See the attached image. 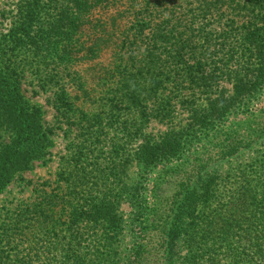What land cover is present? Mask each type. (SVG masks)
Masks as SVG:
<instances>
[{"label":"trees","instance_id":"16d2710c","mask_svg":"<svg viewBox=\"0 0 264 264\" xmlns=\"http://www.w3.org/2000/svg\"><path fill=\"white\" fill-rule=\"evenodd\" d=\"M23 9L33 56L13 58L17 40L0 42V137L13 134L0 150V191L52 144L41 107L22 92L26 73L55 86L75 136L64 185L40 189L0 228V264H264V161L222 184L212 156L264 143V110L252 108L264 89V0H27ZM107 49L112 83L98 99L78 68ZM178 107L189 124L145 136ZM239 116L247 128L221 130ZM134 161L157 173L152 187L145 175L128 190L121 169Z\"/></svg>","mask_w":264,"mask_h":264},{"label":"rangeland","instance_id":"374dc122","mask_svg":"<svg viewBox=\"0 0 264 264\" xmlns=\"http://www.w3.org/2000/svg\"><path fill=\"white\" fill-rule=\"evenodd\" d=\"M27 0H0V42H7L9 40H17L15 52L8 51V55L12 54L13 58H31L33 56L34 44L33 36L34 32L31 31L29 37L24 33L22 21L25 20L24 12H22L23 6ZM21 38V39H20ZM12 45H15L12 43ZM23 46V48H22ZM15 47V48H16ZM7 49H5L6 51ZM10 50V49H9ZM115 51V50H114ZM114 51L107 49L103 52L100 58L96 60L87 61L79 66V73L82 77V83L84 87L91 91L93 96L98 97V93L104 89L101 87L104 82L108 81L105 76V69L113 63ZM103 77L105 78L104 80ZM68 90L73 96L77 94L76 89L67 79ZM109 84L112 81H108ZM44 84V86H43ZM55 87L52 83H49L47 77L40 78L35 73H26V77L22 79V92L26 99L30 102L37 104L41 107L43 113V123L46 127L52 128L54 133L52 134V144L48 148L47 154L39 161H35L32 167L18 172L13 180L0 191V228L6 223L14 221L17 213L20 209L25 208L36 200L39 190L42 188H55L58 184H63L64 181L60 180L62 173L69 167V160L72 155L70 149V141L75 136L74 132H70L69 125L65 122L66 119L62 118L54 106L53 100L55 97ZM109 87V86H108ZM111 87V86H110ZM228 91L233 87L232 83L226 82ZM107 89V87H106ZM103 95V94H102ZM105 96V95H104ZM106 97V96H105ZM103 102L101 100H97ZM82 102V100L78 101ZM99 102H97L99 104ZM254 110H264V89L258 94V99L253 101ZM99 105L94 104L97 110ZM89 107V104H87ZM101 111L102 109L99 108ZM173 119L161 122L156 119L145 125V136L150 139L159 140L162 135L171 130H178L183 126H186L190 122V113L185 108L178 107L175 111ZM104 115V112L101 113ZM243 117L239 116L235 123L229 121L224 127H221L222 131L228 132L230 130H236L239 128L242 131L247 128L248 124L243 121ZM244 126L243 129H241ZM116 132L113 131V135ZM12 132L5 130L0 137V150L12 139ZM222 136L223 133L221 134ZM223 138V137H222ZM144 138H138L132 141L128 149L126 147V155L129 150L133 152L138 147ZM216 143L208 142L206 146H214ZM109 148L104 147L102 149L101 158L106 154L105 152ZM212 151V148H209ZM214 151V149H213ZM214 158V175L219 176V180H223L222 184L226 182L230 176H238L242 174L243 168L246 166L260 165L264 161V143L252 144L251 147L243 149L240 153L227 157L225 159H219V155L213 154ZM122 168V175L124 176V182L127 185L128 190L132 189V186L137 184L140 180L144 179V176L150 177L147 184L152 187L155 181L157 173L151 172V170L144 167L137 161L125 165ZM163 172V171H161ZM169 177V175H168ZM154 192H152V195ZM128 194V193H127ZM127 200V199H126ZM133 206L130 201H123L120 211L124 215L126 222H129L133 216ZM126 233H130L127 229ZM133 238L131 235L126 234L122 248L124 253H128L133 245Z\"/></svg>","mask_w":264,"mask_h":264}]
</instances>
